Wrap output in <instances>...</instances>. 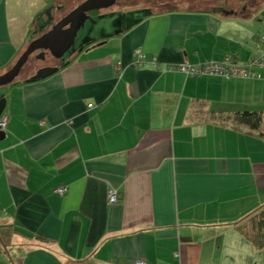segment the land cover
Wrapping results in <instances>:
<instances>
[{"label":"crops","instance_id":"obj_1","mask_svg":"<svg viewBox=\"0 0 264 264\" xmlns=\"http://www.w3.org/2000/svg\"><path fill=\"white\" fill-rule=\"evenodd\" d=\"M84 1L0 0V74ZM133 3L114 35L50 76L4 86L0 224L15 233L0 264H264L234 227L264 205V139L186 118L200 99L262 111L264 131V68L254 78L181 69L251 58L264 0Z\"/></svg>","mask_w":264,"mask_h":264},{"label":"trees","instance_id":"obj_2","mask_svg":"<svg viewBox=\"0 0 264 264\" xmlns=\"http://www.w3.org/2000/svg\"><path fill=\"white\" fill-rule=\"evenodd\" d=\"M231 56L233 59L236 58L234 54ZM186 118L190 123L214 122L219 125H231L237 130L246 127L251 132L264 139V131L262 130V111L247 109L213 111L207 108L206 101L193 99ZM234 227L241 235L252 242L257 249H264V205L244 216L234 224ZM14 231L15 229L10 224H0V237L4 244L10 243L11 236L15 233ZM37 239L47 240L42 236H37ZM69 263L87 264L86 260L69 261Z\"/></svg>","mask_w":264,"mask_h":264},{"label":"water","instance_id":"obj_3","mask_svg":"<svg viewBox=\"0 0 264 264\" xmlns=\"http://www.w3.org/2000/svg\"><path fill=\"white\" fill-rule=\"evenodd\" d=\"M116 0H85L69 12L62 20L57 22L50 30L40 37L29 42L22 53L18 56L14 64L0 74V85L11 83L20 73L28 57L37 50H49L56 57L61 58L73 43L74 37L87 18V12L92 9H99L112 5ZM58 70V67H43L30 78L31 81L39 80L50 76ZM5 107V100H0V116ZM4 131H0V140L4 139ZM0 244L7 250L6 245L0 237Z\"/></svg>","mask_w":264,"mask_h":264},{"label":"rangeland","instance_id":"obj_4","mask_svg":"<svg viewBox=\"0 0 264 264\" xmlns=\"http://www.w3.org/2000/svg\"><path fill=\"white\" fill-rule=\"evenodd\" d=\"M133 4V0H122V2L120 0V2L110 7L89 10L87 13V18L85 19L83 25L80 26L74 37L73 43L63 54L62 58L67 59L68 57H70L71 53L74 52L75 54L78 52V50H81L83 47L85 48L86 46L88 47L89 45H93L94 43L98 42L96 41L98 37L107 36L108 34L114 35L115 31L121 28L120 21H123V18H128L129 14L131 15L133 13L132 9H125L124 7H131V5ZM41 51V49L37 50L28 57V60L22 67L20 73L15 78L16 80L18 78H21L24 74H29L27 72H34L35 74V72H37L39 68L49 67L54 64V60L52 58H48L53 56L50 51H46L45 59L42 58V54H40ZM60 61L62 62V60ZM4 86L8 85H0V100L4 99Z\"/></svg>","mask_w":264,"mask_h":264},{"label":"built area","instance_id":"obj_5","mask_svg":"<svg viewBox=\"0 0 264 264\" xmlns=\"http://www.w3.org/2000/svg\"><path fill=\"white\" fill-rule=\"evenodd\" d=\"M143 55L138 54L136 58L137 63H141ZM258 68H264V33L259 35L255 49L253 50V56L247 61H239L236 58L233 59L231 55H226L221 61L206 62L196 66H182L181 69L187 75H221L224 77H242V78H254L259 77ZM7 126V116H0V131H4ZM63 193L64 189L58 190ZM119 199L116 190L109 189L107 192L108 203H116ZM137 264H144L143 262H137Z\"/></svg>","mask_w":264,"mask_h":264},{"label":"flooded vegetation","instance_id":"obj_6","mask_svg":"<svg viewBox=\"0 0 264 264\" xmlns=\"http://www.w3.org/2000/svg\"><path fill=\"white\" fill-rule=\"evenodd\" d=\"M65 16H66V15L62 16L60 20H62ZM60 20H59V21H60ZM59 21H58V22H59ZM46 51H47V50H42L41 53H40V54H42V58H44V59L46 58V55H45V54H46ZM73 54H74V52L71 53L70 56H72ZM50 55H51V54H50ZM51 56H52V55H51ZM48 58H52V59L54 60V64H53L52 66H49V67H59V66L64 62V60H66V58H62V57H61V59H60V58H56V57H54V56H52V57H48ZM60 60H62V62H61ZM57 63H59V64H57ZM41 68H42V67H41ZM39 69H40V68H39ZM35 73H36V72H35ZM33 74H34V72H32V75H33Z\"/></svg>","mask_w":264,"mask_h":264}]
</instances>
